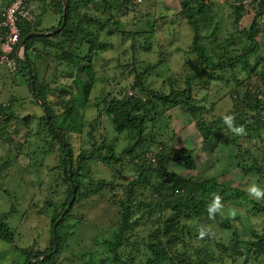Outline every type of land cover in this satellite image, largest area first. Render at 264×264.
<instances>
[{
    "label": "trees",
    "instance_id": "16d2710c",
    "mask_svg": "<svg viewBox=\"0 0 264 264\" xmlns=\"http://www.w3.org/2000/svg\"><path fill=\"white\" fill-rule=\"evenodd\" d=\"M221 1L229 7L231 23L237 28L248 9L247 5L250 0ZM66 2L65 22L61 29L50 35L28 38L25 41L24 57L19 60L18 66L12 71L22 73L30 89L31 83L33 84L35 95L42 98L47 107L50 122L46 120L44 114L38 116L35 125L33 124L35 115L31 112L19 115L15 108L18 102L16 97H10L4 102L0 101V140L8 146L7 158L14 161L23 152V143L26 140L19 139L20 130H17V127L20 124L24 125L25 136L32 133L41 136L42 143L37 147L39 150L36 149L33 156L38 154L37 151L54 152L56 158V163L49 166L42 164L41 156L38 161L47 171L48 182L56 180L59 188L53 198L45 201L46 207L51 211L46 244L42 249H35L31 246H14L23 256V261L17 264H25L30 258H35V253L43 255L53 249V223L67 207L72 195L69 175L72 177L76 192L73 203L67 208L56 226L58 249L49 257L29 264H59L57 256L62 251L65 241L63 225L66 220L74 216V206L81 199L99 195L104 191L111 193L108 201L119 207L113 237L105 241L111 254L108 259L113 264H136L132 252L135 243L127 234L140 226L141 220L145 217L147 222H151L156 227L150 230L147 240L143 242L147 256L139 264H195L197 260L206 259L207 251H209L206 248L208 244L194 249L195 255L186 251L190 247L189 239H191L193 229L190 220L214 217L222 227L230 228L232 225L227 223L228 218H223L215 205L226 199L234 201L235 198L247 197L237 190L238 186L233 188L226 185L223 188L214 178L200 182L198 178L191 175L186 177L170 172L167 169L169 164L195 169L193 150L184 147L177 149L170 146L169 148L166 142L157 140L152 132L150 137H146L145 131L148 130V123H155L163 112L181 105L196 120L197 130L204 143L209 144L218 140L222 134L221 129H226L223 134L227 142L238 146L236 159L243 158L247 150L241 149L238 142L241 131H236V129H245L246 136H250L253 133L258 134L261 127L264 128V70H256L254 62L252 63L250 59L257 56L260 47L257 39L260 31L258 20L264 28V0H251L254 15L249 27L238 29L239 36L226 38L227 41L233 40L225 43L219 53L209 52L205 43L200 42V39L210 37L211 42L215 40L214 33L219 28V23L215 19L217 12L214 6L220 0H179V10L175 15L185 20L190 26L192 43L189 51L195 53L197 57L192 71L185 74L182 87L177 85V79L172 78L171 74H165V80L162 76L156 77L161 75L162 71L164 73L165 60L162 53L158 54L155 61L147 62L145 65L139 64L140 60L136 59V50L146 51L151 46L146 36L152 31L137 29V21H139L137 18L131 20L132 27L136 29L125 30L119 19L121 14L123 15L131 6L137 4L136 0H66ZM49 5L52 11L59 14L56 26L58 27L62 20L63 4L61 0H49ZM39 23L38 15H35L33 21L20 22L18 24L19 42L30 32L46 31L39 27ZM113 25H115L114 28ZM203 25L205 28L209 26L211 28L205 37L199 33ZM106 31L109 36H112L111 38L118 37L116 44L107 45L101 40ZM1 35L0 30V39ZM139 36H142V40L144 39L143 44H138ZM242 40L246 42L236 47V43ZM100 50L114 55L119 53L120 57H125L128 62L125 65H121L120 62L117 64L118 67H123L119 72L121 77L112 76L110 78L112 82L114 77H117V86L108 88L109 90L102 92L103 94L98 99L96 98L97 100L89 103L91 92L98 79V68L94 63V56ZM48 55L55 59L57 64L64 63L66 68L76 71L72 79L74 89H70L67 83L60 82L58 76L56 78L55 69L54 71L51 69L52 73L48 74L49 71L45 66L40 75L39 68L42 65L40 62L48 65ZM262 67L264 68V64ZM125 68L128 73L132 74V78L128 79L127 74H124ZM255 72L256 78L261 82L259 87L238 94L234 87L244 88L242 86L244 79H249ZM153 73H155V79H149ZM210 80L232 83L231 94L234 102L232 115L229 118L212 116L207 119L205 117V113L210 111L212 102L198 101L194 95L193 86L201 81L206 84ZM166 83L168 90L163 88ZM51 92L58 94L57 100H51ZM35 95L32 94L33 103L41 106ZM90 105L97 113L93 119L84 121V112ZM57 108L63 109L55 112L54 109ZM41 109L43 110L42 106ZM103 117L111 122L115 131L124 133V138L128 141L127 145L118 149L115 139L108 138V125L105 128ZM96 125H99V128ZM53 128L68 143L72 160L70 170L66 148L54 134ZM83 129L85 140L80 137ZM153 146L155 148H152ZM76 150H78L77 154H75ZM93 159L105 165L110 170L112 178L94 176L89 164V161ZM238 165L244 172H255L264 176L263 170L259 168L258 162L254 159L252 164H244L240 161ZM128 167L131 169L129 175L125 173ZM191 190H198L202 195L213 194L215 191L217 193L212 199L208 197L204 202L203 200L197 202L188 196ZM136 212L139 214L135 215ZM7 213L0 215V241L12 244L16 227L9 224ZM229 241L224 246L229 256L234 257L229 264L237 263L234 255L239 257L246 254L248 257L250 251L255 256L264 258L263 234L243 241L234 230ZM239 264H247V259L245 258Z\"/></svg>",
    "mask_w": 264,
    "mask_h": 264
},
{
    "label": "rangeland",
    "instance_id": "374dc122",
    "mask_svg": "<svg viewBox=\"0 0 264 264\" xmlns=\"http://www.w3.org/2000/svg\"><path fill=\"white\" fill-rule=\"evenodd\" d=\"M136 2V5L131 6L127 12L119 16L125 30L136 29L132 27L131 20L137 18L139 20L137 21V29L152 31L146 36L148 41L151 42V46L146 51L136 50V59L140 60L139 64L145 65L147 62L155 61L158 54L162 53L165 60L163 65L164 73L162 71L161 75L156 77L160 78L162 76L165 80L166 75L171 74L172 78L177 79L179 87L184 86L185 74L192 71L197 57L195 53L189 51L192 43L190 26L185 20L175 15L179 10V0H136ZM219 3H215L214 6L217 12L215 19L219 23V28L214 33L215 40L211 42L209 40L210 37H205V34L210 32V26L205 28L203 25L199 29V33L205 37L200 39V42L205 43L206 49L211 53H219L225 43L233 40L227 41L226 38L239 36L240 34L237 30L248 28L254 15V7L250 0L247 5V13H244L236 28L231 23L232 17L229 7L221 0ZM30 9L35 15L39 16L40 28L44 30L50 28V26L56 28L59 14L50 9L49 0L31 1ZM258 23L260 31L257 39L260 47L257 56L250 59L252 63L254 62L256 70H264L262 67L264 64V28L260 20H258ZM112 27L114 28L115 25ZM223 34L225 35L223 36ZM104 35L101 40L107 45L117 43L118 37L111 38L112 36H109L107 31ZM141 37H138V44L144 43V39L142 40ZM245 42V40L237 42L236 47L242 46ZM49 56H47L49 58L48 65H43V62H40L42 64L39 68L40 75L44 71L45 66H47L46 69L49 71L48 74L52 73L51 69L53 71L55 69L56 78L58 76L60 82L67 83L70 89H74L72 79L76 71L69 70L64 63L57 64L56 60ZM94 57V63L98 68V79L95 88L91 92L89 103L97 100L103 94L102 92L109 90L108 88L117 86V77H121L119 72L123 69V67H118L117 64L120 62L121 65H125L128 62L125 57H120L119 53L114 55L108 51L105 53V50L98 51ZM45 62L47 64V61ZM123 71L124 74H127L128 79L133 77L132 74L128 73L127 68ZM154 75L155 73L149 79H155ZM256 75L255 72L249 79H244L242 83L244 88L241 86L234 87L235 91L238 94H242L243 91L257 89L261 82L256 78ZM112 76L117 77H114L115 81L111 82L110 78ZM193 87L195 90L194 95L198 101L203 100L200 101L201 103L212 102L210 111L205 113L207 119L212 116H221L226 119L232 115L234 101L231 94V82L210 80L208 83L203 84V81H201L200 83H195ZM163 88L168 90V84L166 83ZM32 94L22 73L10 72L4 65H0V101L4 102L10 97L18 98V102L15 105L18 114L25 115L31 112L35 115L33 122L35 125L38 116L44 114V111L40 105L33 103ZM51 94V100L58 99L56 92H51ZM240 96L243 97L242 95ZM62 109L57 108L54 111L60 112ZM96 113L95 108L90 105L88 110L84 112V121L93 119ZM103 123L105 128L108 125L107 136L115 139L118 149L128 144V141L124 138V133L115 131L106 117H103ZM96 127L99 128V125H96ZM147 128L148 130L145 131L146 137H150L152 132L157 140L166 142V146L169 148L170 146L177 149L184 147L193 150L192 156L195 160V169H186L175 164H169L167 169L170 172L186 177L191 175L196 177V179L198 178L200 182L214 178L223 188L226 185L233 188L238 186L237 190L247 197L235 198L234 201L226 199L215 205L220 210L221 216L228 218L227 223L232 225L230 228L222 227L214 217H200L190 220L192 221L193 229L191 239H189L190 247L186 251L191 255H195L194 249L204 244L209 245L206 247L209 250L207 251L208 256L206 259L197 260L195 264H229L234 257L233 255L232 257L229 256L224 246L230 242L229 239L234 230L243 241L254 239L256 235L263 234L264 236V176L255 172H244L238 165L240 161L244 164H252L254 159L264 172V128L262 129L261 127L258 134L253 133L250 136H246V130L242 129L238 142L241 149H246L247 152L244 153L243 158L238 160L235 156L238 146L227 142L224 136L226 129H221L222 134L218 140H214L209 144L204 143L197 130L196 120L181 105L163 112L155 123H148ZM17 130H20L19 139L21 141L26 140V142L23 143L22 154L16 160L11 161V159L7 158V152L9 151H6V149H8V146L0 140V215L6 214L10 210L7 213L9 216L11 215L7 217L8 222L11 226L14 225L16 227L15 239L12 244L0 241V264H17L23 261V256L14 247L16 245L19 247L31 246L35 249H42L45 246L49 233V216L51 213L50 209L46 207L45 201L48 198H53L59 190L56 180L48 182L47 171L38 162L41 156L42 164L54 165L56 163L55 153L37 151L38 154L33 156L37 147L42 143L41 136L36 133L25 136L23 124L18 125ZM95 136L98 137V134L95 133ZM80 137L85 140L84 129ZM155 146L152 148H155ZM77 152L78 150L75 151V154ZM89 164L94 176L112 178L110 170L99 161L93 159L89 161ZM125 173L131 174V169L128 167ZM253 189L260 191L262 194L257 197L253 193ZM216 193L217 191L213 194L202 195L198 190H191L188 196L197 202L200 200L204 202L208 197L212 199ZM110 194L109 191H104L99 195L88 196L85 199H81L74 206V216L66 220L63 225L62 230L65 232V241L62 251L57 256L59 264H91L92 262L96 264H113L108 259L111 254L105 241L113 237L119 207L117 204L108 201ZM137 214L139 212L135 213V215ZM155 227L156 225L147 222L145 217L141 220L140 226L128 232L127 235L131 236V240H134L135 243L132 252L136 264H139L147 256L143 242L147 240L150 230ZM262 243L264 242L262 241ZM240 250L245 251V249ZM234 256L238 264L242 263L245 258L247 259V264H264V258L255 256L252 251H250L248 257L246 254H243L244 257ZM191 258L194 259L195 257L191 256Z\"/></svg>",
    "mask_w": 264,
    "mask_h": 264
},
{
    "label": "built area",
    "instance_id": "2783aa9c",
    "mask_svg": "<svg viewBox=\"0 0 264 264\" xmlns=\"http://www.w3.org/2000/svg\"><path fill=\"white\" fill-rule=\"evenodd\" d=\"M33 0H0V65L13 71L23 58L20 51V30L18 24L22 21H33L35 15L30 9Z\"/></svg>",
    "mask_w": 264,
    "mask_h": 264
},
{
    "label": "water",
    "instance_id": "95a60500",
    "mask_svg": "<svg viewBox=\"0 0 264 264\" xmlns=\"http://www.w3.org/2000/svg\"><path fill=\"white\" fill-rule=\"evenodd\" d=\"M62 4H63V7H62V20H61V24L60 26L56 27V28H53L51 30H46V31H33V32H30L28 34H26L22 40L20 41V44H19V47H20V51L24 54L25 52V41L32 37V36H40V35H50L52 33H55L57 31H59L61 29V27L64 25V22H65V13H66V8H67V2L66 0H61ZM31 91L32 93L35 95V90H34V87H33V84L31 83ZM36 99L39 101V103L41 104L42 108H43V111H44V116L46 118V120L48 122H50V115H49V112L47 110V107L43 101L42 98H40L39 96L35 95ZM50 125L52 126V124L50 123ZM53 131H54V134L61 140L62 144L65 146L66 148V154H67V160H68V163H69V167L68 169L70 170V166H71V154H70V149L68 147V143L61 137V135L58 133V131L56 129L53 128ZM70 176V180H71V189H72V195H71V198L67 204V207L63 210V212L61 213L60 217L53 223V227H52V238H53V249L43 255H36L37 259L36 260H42L44 258H47L49 257L51 254H53L54 252L57 251L58 249V238H57V233H56V226L59 222V220L62 218V216L64 215V213L66 212L67 208L71 206V204L73 203L74 201V198H75V186H74V183L72 182V177L71 175ZM35 261L33 258H30L25 264H29L30 262H33Z\"/></svg>",
    "mask_w": 264,
    "mask_h": 264
},
{
    "label": "clouds",
    "instance_id": "9594fccd",
    "mask_svg": "<svg viewBox=\"0 0 264 264\" xmlns=\"http://www.w3.org/2000/svg\"><path fill=\"white\" fill-rule=\"evenodd\" d=\"M236 131H242V129H236ZM253 191V193L257 196V197H259L262 193L260 192V191H258V190H256V189H253L252 190ZM36 255H38V254H34V256H35V258H33L34 260H36L37 258V256Z\"/></svg>",
    "mask_w": 264,
    "mask_h": 264
},
{
    "label": "crops",
    "instance_id": "0c3cea01",
    "mask_svg": "<svg viewBox=\"0 0 264 264\" xmlns=\"http://www.w3.org/2000/svg\"><path fill=\"white\" fill-rule=\"evenodd\" d=\"M51 27H54V26H50V28H47V29H45V30H49V29H51Z\"/></svg>",
    "mask_w": 264,
    "mask_h": 264
}]
</instances>
